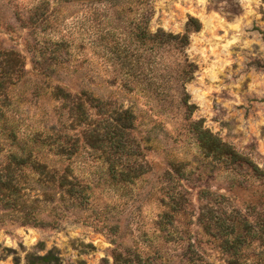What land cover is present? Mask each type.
Returning <instances> with one entry per match:
<instances>
[{"label":"rangeland","instance_id":"374dc122","mask_svg":"<svg viewBox=\"0 0 264 264\" xmlns=\"http://www.w3.org/2000/svg\"><path fill=\"white\" fill-rule=\"evenodd\" d=\"M144 3L151 32L183 34L191 17L202 25L187 50L198 66L186 84L189 109L145 85L121 86L118 56L126 45L136 54ZM82 93L91 102L78 111L72 101ZM123 110L134 114L132 129L113 120ZM120 124L123 134L104 135ZM200 128L249 164L231 172L208 156ZM92 130L99 149L87 144ZM14 155L69 166L80 199L37 184ZM254 166L263 178L251 175ZM13 171L34 180L22 195L0 191V264H115L139 250L153 264H179L188 249L222 264L231 217L264 223V0H0L3 181ZM33 209L39 224H22Z\"/></svg>","mask_w":264,"mask_h":264},{"label":"trees","instance_id":"16d2710c","mask_svg":"<svg viewBox=\"0 0 264 264\" xmlns=\"http://www.w3.org/2000/svg\"><path fill=\"white\" fill-rule=\"evenodd\" d=\"M147 2H150V0H147ZM146 4L149 3H144L141 7V19L135 31L136 34L132 39L138 45L136 54L134 55L129 45H126L121 53L124 55L118 56L119 58L122 57L121 64L126 69L121 86L133 92L136 86L145 85L151 94L162 97L164 101L170 100V103L178 101L182 107L189 109L191 105H189L188 101L186 84L194 78L195 70L198 66L194 61L190 60L187 50L191 44V33L201 30L202 25L198 19L191 17L187 23L186 32L183 34L168 33L163 29L151 32L148 24L150 8ZM133 57L135 59H132ZM114 83L115 81L112 85ZM57 90L58 95L63 100L67 101L71 99V96L68 95L69 93H64L62 88H58ZM82 95H84V99L78 98V101H72L74 106L77 105L74 109L78 111L84 109V105L90 101L85 93H82ZM113 120L118 123H124L125 129H132L135 117L132 111L123 110L122 114ZM197 125L200 126V123H197ZM118 127L120 130H118ZM124 127L120 124L114 128V131L106 132L104 135L123 134L121 129ZM95 132L96 130L90 131L86 140L90 148L99 149L98 138L100 135H97ZM197 132L198 141L205 153L218 160L221 165H232L233 167L229 171L238 172L237 170L249 164L241 154L220 137L216 136L211 130L200 128ZM73 153L71 151L67 154L72 155ZM12 161L16 165L29 167L32 176L38 175L39 179L35 181L37 184H41L43 187L50 184L51 186L58 184L57 187L63 196L69 197V200L74 202L80 199L79 194L75 191L74 178L69 166L63 170L50 169L49 164L37 160H34L31 164L25 163L28 164L25 165L23 157L20 158L17 155L12 157ZM120 172L129 181V177L132 175L123 170ZM261 172L257 166H254L252 167L251 175L256 178H263L259 176ZM58 173H60V176H58ZM6 176L7 181H3V176H0V191H6L13 197L22 195L23 192L31 189V183L34 180L33 177L27 180L24 178L25 181L23 182L20 175L14 171ZM133 176V179L136 178V175ZM220 197L225 199L224 196ZM29 200L35 204L41 201L39 197ZM169 210L172 213L180 212L175 207H170ZM39 212V210L33 209L31 212L25 213V217L20 222L25 225L39 224L37 216ZM168 215L169 212H164L161 217L165 218ZM229 222L230 225L227 227V232L220 237L223 245H225L223 247L225 258L222 264H264V223L260 225L257 220L250 219L248 216H243V218L231 217ZM206 228L209 229L210 225H206ZM254 244L262 250L259 254L247 251L248 247L252 248ZM178 258L179 264H211L206 261L203 253L190 249L179 254ZM115 264H153V261L150 256L143 255L139 250L131 259L127 256L124 257L122 253L116 255Z\"/></svg>","mask_w":264,"mask_h":264}]
</instances>
